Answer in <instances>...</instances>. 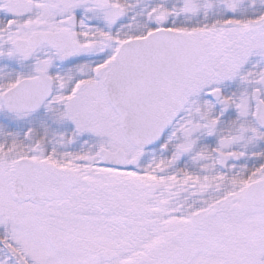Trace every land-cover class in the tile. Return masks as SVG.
I'll list each match as a JSON object with an SVG mask.
<instances>
[{"label":"snow or ice","instance_id":"obj_1","mask_svg":"<svg viewBox=\"0 0 264 264\" xmlns=\"http://www.w3.org/2000/svg\"><path fill=\"white\" fill-rule=\"evenodd\" d=\"M0 264H264V0H0Z\"/></svg>","mask_w":264,"mask_h":264}]
</instances>
